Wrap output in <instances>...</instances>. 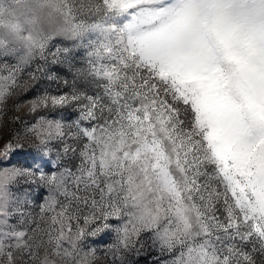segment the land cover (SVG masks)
<instances>
[{"label": "snow or ice", "instance_id": "6c2138e0", "mask_svg": "<svg viewBox=\"0 0 264 264\" xmlns=\"http://www.w3.org/2000/svg\"><path fill=\"white\" fill-rule=\"evenodd\" d=\"M88 7L86 89L0 50V264H264V0Z\"/></svg>", "mask_w": 264, "mask_h": 264}, {"label": "rangeland", "instance_id": "374dc122", "mask_svg": "<svg viewBox=\"0 0 264 264\" xmlns=\"http://www.w3.org/2000/svg\"><path fill=\"white\" fill-rule=\"evenodd\" d=\"M89 0H0V50L10 52L14 59H29L42 47L56 42L69 49L68 62L48 64L29 96L53 92L61 85L49 77L55 75L86 89L88 81L80 75L86 49L82 45L107 36L101 19L89 16ZM90 91H99L92 85Z\"/></svg>", "mask_w": 264, "mask_h": 264}]
</instances>
